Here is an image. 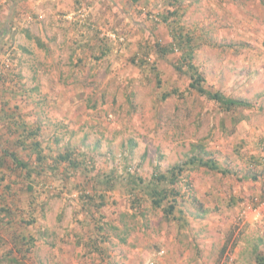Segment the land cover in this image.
Instances as JSON below:
<instances>
[{
  "label": "rangeland",
  "instance_id": "1",
  "mask_svg": "<svg viewBox=\"0 0 264 264\" xmlns=\"http://www.w3.org/2000/svg\"><path fill=\"white\" fill-rule=\"evenodd\" d=\"M52 1L29 13V0H0V264H256L264 253V0H70L51 12ZM80 6L92 25L69 18ZM181 39L207 88L253 106L226 113L190 89L187 65L175 66L187 49ZM173 89L178 95L162 98ZM22 123L41 127L51 154L91 155L90 175L62 164L57 173L37 168L32 181L12 170L5 151L37 163L31 141L19 143ZM193 144L229 172H184L182 215L166 218L149 198L138 204L126 183L107 192L100 211L83 207L98 172L127 166L148 181L158 166L198 152Z\"/></svg>",
  "mask_w": 264,
  "mask_h": 264
},
{
  "label": "trees",
  "instance_id": "2",
  "mask_svg": "<svg viewBox=\"0 0 264 264\" xmlns=\"http://www.w3.org/2000/svg\"><path fill=\"white\" fill-rule=\"evenodd\" d=\"M132 2H138V0H131ZM180 46L187 47L186 51L183 54V60L175 64L176 69L182 71L184 64L187 65V73L190 76V89L197 91L199 94L206 96L207 99L214 101L221 109V111L226 113L234 112L239 108H251L253 103L244 98H235L228 96L221 91H213L205 86V77L203 73L199 70L198 66L193 63V52L194 48L190 44L189 39L187 41H180ZM164 52H168L167 49H162ZM172 50V48H170ZM144 64V61L140 63ZM171 95H178V90L173 89L167 93L162 94V98L165 99ZM181 95V94H180ZM4 115L0 114V119ZM240 118L236 119V122H239ZM17 125V123H16ZM20 128H23V133L19 139L21 145L26 144V141L29 139L31 141L30 146H32L33 152L36 154V167L30 162H26L20 159L15 153L5 151L8 155L12 157V160L15 166L12 170L16 171L18 169H24L27 173V178L34 180V174H39L49 170L52 173H57L59 167L62 164H67L68 168L74 170H80L86 175H90V164L94 163V158L89 155L87 152H81L78 154L74 149L67 148L65 151H61L56 154H51L47 149L42 145L41 140L38 138L41 132V127L37 129L28 130V126L25 123H22ZM135 144L132 143L129 147L134 148ZM194 149L197 148L198 152L193 153L187 156V159L183 162L175 163L169 166L165 171H161V168L158 166L157 170L150 179L147 181L140 175L132 173L128 167L120 172L118 169H110L106 172H98L92 178L95 180L93 184V192L88 191L84 186H76L87 190L86 193L81 195V202L84 208H89L93 212L100 211L107 201V192L109 190H114L120 183H126L129 187V192L131 195L135 196L136 202L138 204L143 201L144 198H149L152 205L161 209L163 215L166 218L175 217V212H179V215L183 214V211L179 206V197L183 196L180 190L177 188V184L180 176H183L184 172L188 170H193L195 168L204 167L209 170L228 173L229 170L223 168V166L213 157H211L206 150L205 145L203 144H193ZM209 155V156H207ZM3 165L2 159H0V166ZM94 168V164L92 165ZM37 168L40 171H37ZM252 177L257 179V176L251 174L247 175L246 178ZM77 188V189H79ZM32 189V187L30 188ZM143 198V199H142ZM99 201V202H98ZM179 218V217H177ZM33 221H29V224ZM99 229L103 230L104 225H99ZM126 234V230H125ZM125 238V237H124ZM123 239V238H122ZM92 241V239H89ZM98 241L97 239H95ZM29 250L32 248L34 242L33 237L29 236ZM256 264H264V253L256 252L255 254Z\"/></svg>",
  "mask_w": 264,
  "mask_h": 264
},
{
  "label": "crops",
  "instance_id": "3",
  "mask_svg": "<svg viewBox=\"0 0 264 264\" xmlns=\"http://www.w3.org/2000/svg\"><path fill=\"white\" fill-rule=\"evenodd\" d=\"M30 1H31V7H30V9H29V13H31V12H42V11H44L42 5H45L47 0H29V2H30ZM36 1L38 2L37 5L41 4L42 8H41V7H33V4H34ZM71 1L73 2V0H71ZM52 2H53V3L50 4V6H49V9H50L51 12H52V10L54 9V5H55V4L58 5L57 9H59V10H63V11H66L68 8H70L71 6H73V3H69L70 0H53ZM69 4H70V5H69ZM32 16H33V17H36L37 15H35V14L33 13ZM91 21H92V20H91ZM91 21H90V22H91ZM88 24H91V23H88ZM91 25H92V24H91ZM2 42H3V39L0 37V45H1L0 48H1L2 45H3V44H1ZM2 118H3V117H2ZM1 175H3V174H2L1 171H0V178H2ZM160 264H177V262H176V258H174V257L169 258V257H168V259H165L164 261H160Z\"/></svg>",
  "mask_w": 264,
  "mask_h": 264
},
{
  "label": "built area",
  "instance_id": "4",
  "mask_svg": "<svg viewBox=\"0 0 264 264\" xmlns=\"http://www.w3.org/2000/svg\"><path fill=\"white\" fill-rule=\"evenodd\" d=\"M89 17H90L89 9H87L85 6L77 7L69 15V18L78 20V22L82 24L88 23ZM112 36H115V35L112 34ZM120 39L122 40L123 38H120Z\"/></svg>",
  "mask_w": 264,
  "mask_h": 264
}]
</instances>
